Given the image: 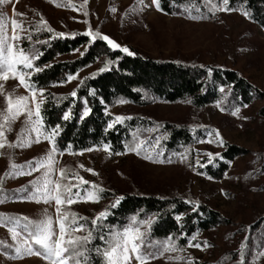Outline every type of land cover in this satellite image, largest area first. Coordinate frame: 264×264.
<instances>
[{"label":"rangeland","instance_id":"obj_1","mask_svg":"<svg viewBox=\"0 0 264 264\" xmlns=\"http://www.w3.org/2000/svg\"><path fill=\"white\" fill-rule=\"evenodd\" d=\"M13 9L23 16H16ZM0 10L9 20L21 17L25 22L28 16L41 15L54 30L69 36L89 30L99 32L132 52L156 59L227 68L264 93V29L241 10L215 11L214 17L203 20L163 14L152 0H143L142 3L140 0H65L63 4L57 0H11L0 5ZM8 34H12L11 24ZM81 51L75 56H79ZM92 70L87 68L78 73L77 79L68 82L64 92L74 91ZM0 84L4 85L0 92V110L6 109L9 93L30 96V92L11 74L7 81L0 80ZM263 104L264 100L255 93L250 105L239 107L238 115H232L236 107L227 111L219 101L203 109H196L187 102L155 103L144 108L131 105L110 108L108 112L116 117L141 114L158 121L201 128L205 137L194 147L192 157L184 156L173 163L152 161L133 153L115 156L103 149L76 155L59 154L55 157L54 168L57 171L53 178H58L60 168H66L113 194L147 192L179 196L205 203L226 220L227 224L196 234L193 243H200V248L186 246L183 251L166 253L150 264H188L189 260L192 264H223L225 255L224 264H240L241 254L243 264H264V255L260 254L264 253V226L259 233L250 231L264 218V162L259 160L264 154V118L258 115ZM24 120V116L16 120L11 131L5 128L6 143L4 148H0V182L7 188H26L29 181L44 171L41 169L31 175L12 178L5 176L11 163H28L43 158L51 147L42 128L40 142H36V133L33 132L31 143L25 135L22 138L24 146H19L21 141L18 137L25 127ZM9 143L18 146L8 147ZM225 144L236 145L245 152L230 164L224 175L210 179L200 172L199 167L203 165V159L211 163L219 158ZM86 169H92L96 174ZM83 187L89 188V185ZM107 203L109 201L102 198L98 202L81 200L70 207L97 215ZM3 209L21 211L36 220L44 218L45 213L55 219L54 202L12 200ZM4 235L23 250L24 238L13 239L12 232L0 225V239ZM205 241L209 246H204ZM227 253L236 254L235 263L228 260L230 255ZM168 256L184 259L170 261ZM0 264H49V261L27 254L9 258L0 252ZM133 264H136L135 260Z\"/></svg>","mask_w":264,"mask_h":264},{"label":"trees","instance_id":"obj_2","mask_svg":"<svg viewBox=\"0 0 264 264\" xmlns=\"http://www.w3.org/2000/svg\"><path fill=\"white\" fill-rule=\"evenodd\" d=\"M64 1L57 0L60 4ZM192 2L193 0H160L162 10L159 11L169 16L197 17L195 20L209 19L215 16L213 7H219L221 0H210L208 3L205 0H194L197 5L195 8L191 6ZM229 7L242 12L247 11L248 18L264 29V0H229ZM185 8L189 10L185 11ZM14 18L20 20L21 17ZM27 19V22L22 20L24 27L31 31L32 39H22L17 43L28 51L38 50L42 53L34 64L43 71L34 73L31 80L35 82L37 88L44 89L45 102L41 107L43 134L45 136L46 130L60 125L61 131L56 137V144L63 150L62 154L76 155L86 152L88 148L103 149L105 144L111 146L112 154L115 156V153L136 154L127 152L126 146L143 142L139 157L145 159V156H150L151 159L148 160L165 163H169L167 161L170 159V163H173L184 156L192 157L194 147L205 137L203 129L158 121L141 114H129L109 129L108 124L114 121L116 116L108 110L119 105L144 108L155 103L180 102H187L196 109H203L219 101L222 108L228 111L231 108L250 105L255 93L264 100L263 92L233 70L208 65L194 66L177 60H161L137 51H133L134 55L129 56L118 50L112 51L107 43L99 38L91 42L90 37L82 33H77L75 38L69 35H66L67 38L57 37L55 34L59 32L41 15L28 16ZM43 22H46V26ZM32 25L39 27L40 30L34 31ZM47 28L53 31L49 32ZM77 50H82L83 55L80 53L79 56H75ZM108 61H113L108 65L110 70L99 72ZM87 68L93 70L86 74L75 88L77 98L71 97V92H64L63 89L68 84L64 83L66 77ZM94 73L97 75L91 78ZM221 88L224 91H221ZM93 90L94 96L90 95ZM84 100H87V107L91 109V113L81 120L80 116L85 107ZM69 111L71 119L63 120V114ZM258 115L264 118V104L259 108ZM244 152L236 145L225 144L219 158L212 160L211 163H206L207 161L203 159L201 163L203 165H200L199 170L208 177L220 178L229 170L230 164ZM259 160L264 162V154ZM12 164L23 165L27 171L28 163L15 162L10 165ZM10 165L7 173L12 171ZM28 184L26 188H7L2 181L0 182L1 226L10 229L15 220L21 217L36 220L24 212L3 209L12 200H29L28 197L34 189L31 183ZM100 196L103 200L109 201L102 210L110 213L104 221L105 231L111 228L122 229L133 216L139 220L150 217L153 223L148 229V239L153 242L163 241L171 236L177 247H183V250L192 235L196 236L198 232H207L221 224H227L219 213L205 203L179 196L147 192H126L117 195L109 191L102 192ZM117 197L124 199L117 207H110ZM70 211L88 218L89 221L98 215L82 212L78 207H70ZM177 216L180 217L179 220L176 219ZM9 219L13 224L6 223ZM22 225L23 221L16 226V230L19 231ZM263 226L264 218L254 224L250 231L259 233ZM21 237L25 238L23 235ZM0 242H2L0 252L9 258H16L17 245L14 241L4 235ZM101 244V241L94 239L89 247ZM178 252L181 251L173 253ZM236 258V254L231 253L228 260L235 263ZM92 261L93 264H100V258L94 254ZM222 261L223 264L226 262V255Z\"/></svg>","mask_w":264,"mask_h":264},{"label":"snow or ice","instance_id":"obj_3","mask_svg":"<svg viewBox=\"0 0 264 264\" xmlns=\"http://www.w3.org/2000/svg\"><path fill=\"white\" fill-rule=\"evenodd\" d=\"M10 2L11 0H0V5H6ZM140 2L142 3L143 0H140ZM205 2L208 3L210 0H205ZM152 3L156 6L157 10H162L160 9V0H152ZM191 6L193 8L197 7L194 0ZM188 10V8H185V11ZM213 10L230 12L235 9L229 7V0H221L220 6H214ZM112 11H115V9H112ZM13 12L16 16H23L22 13H16L15 9H13ZM244 15L248 16L249 14L245 11ZM190 18L195 19L197 17L190 16ZM43 23L46 26V22ZM85 23L87 22L85 21ZM9 24H11L12 28L11 36L8 34ZM32 29L34 31L40 30L35 25H32ZM47 31L52 32L53 30L47 28ZM21 33L25 35H21ZM55 35L67 38L64 33H56ZM71 35L72 38H75L76 34L73 33ZM84 35L89 36L91 42H95L98 38L105 41L112 51L118 50L129 56L134 55L129 48L114 42L107 35L101 36L99 32L93 33L91 30L85 32ZM22 39L31 40V31L24 27L23 21L15 18L9 20L7 15L0 10V80L7 81L11 74L12 78L18 80L19 85L25 87L30 92V96H15L14 93L7 95V107L5 110H0V148L5 147V128L11 131L12 124L21 116L25 117V127L21 129V135L18 137V140L21 141L19 146H24L22 138L25 135L28 136L30 144L31 133L33 132L36 133V142H40V129L44 127L41 115V107L45 102L43 99L44 89L37 88L35 82L31 80L34 73L43 71L42 68L34 64V61L39 59L42 53L38 50L28 51L24 49L17 43V41ZM39 42L46 43V41ZM112 63L113 61H108L106 66L101 68L99 72L102 73L110 70L108 65ZM77 75L67 76L64 83L77 79ZM96 75L94 73L91 78H95ZM3 89L4 85L0 84V92ZM221 91H224V89L221 88ZM70 95L73 98H77V91H72ZM90 95L94 96L95 91L90 92ZM83 103L85 107L80 116L81 120L87 118L91 113V109L87 107V100H84ZM244 106L247 107V105ZM239 112L240 108L237 107L232 115H238ZM62 119L65 121L71 119V111L65 112ZM123 119L125 118L116 117L114 121L108 124V128L111 129L115 123ZM46 131L47 134L44 138L51 144L47 154L43 158L28 162L27 171H25V166L23 165L17 166L12 164L10 165L12 171L5 174L6 176L31 175L33 172L43 169L42 175L30 182L34 190L28 199L38 203H55V219L45 213L44 218L37 220L27 217L15 220L13 227L9 229L12 232L13 239L21 235L25 237L22 241L25 245L23 250L19 246L15 248L17 256L22 254L42 256L49 261V264H93L92 256L94 254L100 258V264H133V260H135L136 264H150L151 261L163 257L165 253L183 251V247L178 248L171 236L163 241L153 242L148 239V229L153 223L150 217L145 220H139L136 216H133L130 222L124 225L122 229L116 230L115 228H111L105 231L106 226L104 221L110 215L107 210L100 212L90 221L88 218L70 211V206L81 200L85 202H98L101 198L100 194L104 189L66 168H60L58 178H53L57 171L54 168V164L56 163L55 157L63 152L56 144V137L59 135L61 127L60 125H56ZM216 135L218 136L219 133ZM220 142L222 143V141ZM7 146L17 147L18 145L9 143ZM142 147L143 142H140L126 146V151L140 155ZM93 150L98 149L88 148L85 151L90 152ZM103 150L112 154L111 146L108 144L103 145ZM80 154L83 153L81 152ZM115 154L122 155L125 153ZM145 159H151V157L145 156ZM167 162L170 163L171 160L169 159ZM209 162H211V158ZM80 167L83 168V165ZM86 171L96 174L92 169H86ZM209 178L211 179V177ZM64 181H67V183H64ZM84 185H89V188H84ZM123 199L124 197H117L110 207H117ZM176 219L179 220L180 217L177 216ZM21 221H23V225L17 231L16 226L20 225ZM6 223L13 224V221L9 219ZM142 227L144 228L143 231L141 230ZM78 233L83 234L78 235ZM94 239H98L102 244L89 247L93 244ZM193 241H196L195 235L190 237L187 246L201 247L200 243H193ZM0 245H2V242H0ZM204 246H209L207 241L204 242ZM260 254L264 255V253ZM167 259L170 261H181L184 258L181 256H168ZM188 264H192L191 260L188 261ZM240 264H243V254H241Z\"/></svg>","mask_w":264,"mask_h":264}]
</instances>
